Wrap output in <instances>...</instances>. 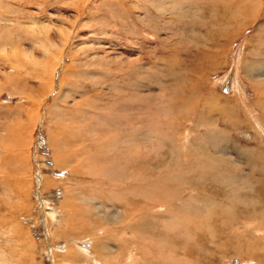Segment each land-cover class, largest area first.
<instances>
[{"label": "rangeland", "instance_id": "374dc122", "mask_svg": "<svg viewBox=\"0 0 264 264\" xmlns=\"http://www.w3.org/2000/svg\"><path fill=\"white\" fill-rule=\"evenodd\" d=\"M263 171L264 0H0V264H264Z\"/></svg>", "mask_w": 264, "mask_h": 264}, {"label": "bare ground", "instance_id": "6f19581e", "mask_svg": "<svg viewBox=\"0 0 264 264\" xmlns=\"http://www.w3.org/2000/svg\"><path fill=\"white\" fill-rule=\"evenodd\" d=\"M217 1H218V0H217ZM246 5H247V4H246ZM248 18H249V17H248ZM249 21H250V20H249ZM57 86H58V85H57ZM211 108H212V107H211ZM64 159H65V158H64ZM78 167H79V166H78ZM78 171H79V169H78L77 167H74V169H72L71 173H78ZM80 172H81V171H80ZM263 172H264V171H263ZM78 174H79V173H78ZM257 174H258V172H257ZM90 176H91V175H90ZM95 177H99V176L97 175V176H95ZM100 177H102V175H101ZM58 181H59V180H58ZM64 191H65V193H67L66 189H65ZM64 191H63V192H64ZM65 193H64V195H65ZM64 197H65V199H66L67 196H64ZM76 197H77V196H76ZM71 199H72V198H71ZM71 199H69V198L67 197L66 200H68V201H66V200H65V201H66V202H70ZM44 200H45V199H44ZM71 201H72V200H71ZM80 201H81V200H80ZM66 202H65V203L63 202V203L65 204V205H64V206H65L64 208H66ZM67 204H68V203H67ZM72 205H73V203H72ZM62 207H63V206H62ZM69 207H70V205H69ZM43 208H46L45 205H43ZM75 208H76L75 206H72V207H70V210L75 211ZM76 209H77V208H76ZM78 209H79V208H78ZM42 210H43V209H42ZM45 211H46V210H45ZM45 211H43V212L45 213ZM67 215H68V214H67ZM84 215H85V214H84ZM43 216H44V215H43ZM65 217H66V216H65ZM65 217H64V218H65ZM67 218H68V217H67ZM69 218H70V216H69ZM69 218H68V219H69ZM72 219H73V218H72ZM64 220H65V219H64ZM78 220L82 221V219H80V218H79ZM64 222H65V221H64ZM67 224H68V223H67ZM140 225H141V224H140ZM137 227H138V226H137ZM66 229H67V228H66ZM67 230H69V229H67ZM69 231H70V230H69ZM70 232H71V231H70ZM6 261H7V260H6ZM54 261H55V260H54ZM7 264H8V263H7ZM250 264H251V263H250Z\"/></svg>", "mask_w": 264, "mask_h": 264}]
</instances>
